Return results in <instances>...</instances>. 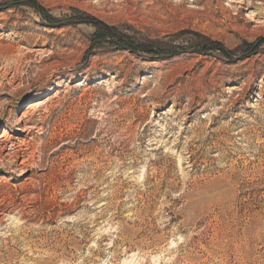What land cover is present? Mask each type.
<instances>
[{"label": "rangeland", "instance_id": "374dc122", "mask_svg": "<svg viewBox=\"0 0 264 264\" xmlns=\"http://www.w3.org/2000/svg\"><path fill=\"white\" fill-rule=\"evenodd\" d=\"M5 130L0 264H264V0H0Z\"/></svg>", "mask_w": 264, "mask_h": 264}, {"label": "bare ground", "instance_id": "6f19581e", "mask_svg": "<svg viewBox=\"0 0 264 264\" xmlns=\"http://www.w3.org/2000/svg\"><path fill=\"white\" fill-rule=\"evenodd\" d=\"M251 21H253V19H251ZM28 124L29 121L25 120V119H20L18 123H16L17 125L19 124ZM31 128V127H30ZM28 130V129H27ZM26 130V131H27ZM28 132V131H27ZM13 139L9 140L8 139V131L5 130L4 131V135L0 136V171L4 170L6 171V174H10L13 173L14 171H10L12 169H18V173H19V177H23L26 174V170H24L23 168H21V165H25L27 164L28 160H24L22 162V164H18L21 158L23 157V153L26 150L25 148L27 147L25 143H19V144H15L14 142H12ZM12 144V150L14 153V158L15 160L12 161L11 164H9L11 162V160H9L10 155H4L2 152L8 151V144ZM31 157V156H30ZM13 159V158H12ZM24 167V166H23ZM3 181L5 182H9L12 181L11 177L8 176H3Z\"/></svg>", "mask_w": 264, "mask_h": 264}]
</instances>
